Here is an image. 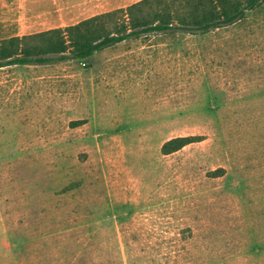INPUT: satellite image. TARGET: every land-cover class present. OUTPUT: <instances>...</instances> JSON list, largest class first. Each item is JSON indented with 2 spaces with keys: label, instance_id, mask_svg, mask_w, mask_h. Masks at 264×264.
Returning <instances> with one entry per match:
<instances>
[{
  "label": "rangeland",
  "instance_id": "1",
  "mask_svg": "<svg viewBox=\"0 0 264 264\" xmlns=\"http://www.w3.org/2000/svg\"><path fill=\"white\" fill-rule=\"evenodd\" d=\"M0 264H264V3L0 68Z\"/></svg>",
  "mask_w": 264,
  "mask_h": 264
},
{
  "label": "trees",
  "instance_id": "2",
  "mask_svg": "<svg viewBox=\"0 0 264 264\" xmlns=\"http://www.w3.org/2000/svg\"><path fill=\"white\" fill-rule=\"evenodd\" d=\"M262 3L264 0H137L71 25L0 39V68L84 60L106 47L148 34L201 35L240 21ZM202 138L172 137L163 142L160 152L169 154Z\"/></svg>",
  "mask_w": 264,
  "mask_h": 264
},
{
  "label": "crops",
  "instance_id": "3",
  "mask_svg": "<svg viewBox=\"0 0 264 264\" xmlns=\"http://www.w3.org/2000/svg\"><path fill=\"white\" fill-rule=\"evenodd\" d=\"M135 1L137 0H0V39L71 25ZM110 47L100 51H106Z\"/></svg>",
  "mask_w": 264,
  "mask_h": 264
}]
</instances>
